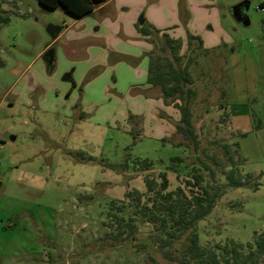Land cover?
<instances>
[{"label": "rangeland", "instance_id": "obj_1", "mask_svg": "<svg viewBox=\"0 0 264 264\" xmlns=\"http://www.w3.org/2000/svg\"><path fill=\"white\" fill-rule=\"evenodd\" d=\"M241 1L105 0L76 18L37 0H0L10 16L0 25V264H182L187 234L167 244L134 195L146 178L157 187L161 171L168 190L194 171L211 182L197 155L229 169L232 154L242 176L259 179L234 188L216 176L223 193L196 224L200 245L264 234V0H249L248 25L230 12ZM141 16L162 31L151 44L136 30ZM163 32L189 64L196 153L176 129L179 110L147 85L146 53L160 67L172 57ZM66 73L76 83L69 96Z\"/></svg>", "mask_w": 264, "mask_h": 264}, {"label": "trees", "instance_id": "obj_2", "mask_svg": "<svg viewBox=\"0 0 264 264\" xmlns=\"http://www.w3.org/2000/svg\"><path fill=\"white\" fill-rule=\"evenodd\" d=\"M41 5L55 9L61 7L65 12L75 17H81L90 13L100 2L104 0H37ZM264 7V3L261 2ZM10 16L3 13L0 2V25L8 23ZM144 35H150L160 30L149 28L144 25L138 27ZM166 46L170 49L172 57L166 56L164 67L152 62V51L147 55L149 57V66L147 72V83L151 86H158L161 96L166 104H172L179 110L180 121L176 129L180 131L185 138L192 144L194 152H198L199 139L195 128L190 120L189 100L194 94L192 89V76L188 69V62L183 66L179 64L182 55L178 53L180 42L178 39L168 36L164 33ZM197 39L198 44L202 41L195 35L188 36V43ZM161 56H158V59ZM187 96L189 100L184 98ZM178 100H185L184 103ZM244 135V133H241ZM234 151L239 154V144L233 143ZM225 153L230 152V145L225 143ZM239 156V155H238ZM240 157V156H239ZM197 161L208 171L211 182H206L205 177L200 171H194L189 178L183 180V186H177L173 190H168L169 180L165 171L158 173L160 182L157 187L152 180L145 179L146 190L136 192L134 199L141 210L148 215L149 221L158 223L164 232L166 238H163L167 244L173 240L180 239L182 235L187 234L186 245L181 250L183 255L182 264H258L261 257L264 256V234L256 235L252 242L245 244L232 243L223 246H214L211 248L200 245L196 224L204 219L213 209L216 201L223 193L222 187L216 183V176L220 174L226 180L230 187H249L256 189L259 185L258 180H252L253 174H240L239 166L242 164L232 154L228 156L226 169L224 166L214 167L205 162L199 155ZM215 158V157H214ZM176 161H182L181 157L172 158ZM154 183V184H153ZM131 192H127L129 195Z\"/></svg>", "mask_w": 264, "mask_h": 264}, {"label": "water", "instance_id": "obj_3", "mask_svg": "<svg viewBox=\"0 0 264 264\" xmlns=\"http://www.w3.org/2000/svg\"><path fill=\"white\" fill-rule=\"evenodd\" d=\"M250 6L249 0H242L241 2L233 5L230 9L231 15L233 18L239 22L242 25H248L249 24V18H248V10ZM140 23H143L142 16L138 20ZM47 32L54 36L60 31V26L58 25H51L49 24L46 27ZM46 55V54H45ZM0 65H2V61L0 60Z\"/></svg>", "mask_w": 264, "mask_h": 264}, {"label": "crops", "instance_id": "obj_4", "mask_svg": "<svg viewBox=\"0 0 264 264\" xmlns=\"http://www.w3.org/2000/svg\"><path fill=\"white\" fill-rule=\"evenodd\" d=\"M105 1V0H104ZM104 1H102V2H100L90 13H88V14H86V15H89V14H91L97 7H99ZM86 15H83V16H86ZM83 16H81V17H83ZM75 17V16H74ZM76 18H79V17H76ZM143 18V23H140L138 20H137V23H136V30L138 31V33H140V35L141 36H143L144 38H145V40L146 41H148L150 44L152 43V41H151V34L150 35H144V34H142L140 31H139V28L138 27H141L142 25H144V23H145V18L144 17H142ZM150 28H152V27H150ZM153 29V28H152ZM60 32H61V27H60V31L57 33V34H55L54 36H58L59 34H60ZM159 32H162L161 30L159 31ZM164 33V32H163ZM152 51V49L149 51V52H151ZM43 52L44 53H42V51H41V55L42 56H45V58H46V61L48 62V64L49 65H51L52 64V61H53V53H52V50L51 49H48V45L45 47V49L43 50ZM149 52H147L146 53V55L149 53ZM46 54V55H45ZM147 57H148V55H147ZM148 59H149V57H148ZM147 72H148V70H147ZM66 78H68L71 82H72V85H71V87H69V89H68V91H67V93H66V95L67 96H69V95H71V92H72V90H73V88L76 86V83H75V81H74V79H73V77L71 76V73H66L65 74V76H64V79H66ZM146 81H147V79H146ZM147 85L149 86V89L150 88H152V86L151 85H149L148 83H147ZM83 115H84V113H83V111H78V113H77V116L78 117H83Z\"/></svg>", "mask_w": 264, "mask_h": 264}, {"label": "built area", "instance_id": "obj_5", "mask_svg": "<svg viewBox=\"0 0 264 264\" xmlns=\"http://www.w3.org/2000/svg\"><path fill=\"white\" fill-rule=\"evenodd\" d=\"M262 8H264V7H263V6H262V7H261V6H258V7H257V9H259V10L262 9Z\"/></svg>", "mask_w": 264, "mask_h": 264}]
</instances>
